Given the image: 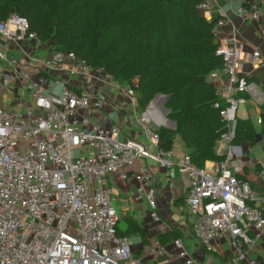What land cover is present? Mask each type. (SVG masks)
Instances as JSON below:
<instances>
[{"label":"built area","instance_id":"2783aa9c","mask_svg":"<svg viewBox=\"0 0 264 264\" xmlns=\"http://www.w3.org/2000/svg\"><path fill=\"white\" fill-rule=\"evenodd\" d=\"M236 1V14L256 22L264 40L260 2ZM210 8L209 0L198 6L207 21L213 18ZM229 23L220 18L212 31L222 66L208 78L227 76L216 88L225 103L219 114L226 131L215 147L222 160L207 169L194 166L187 154L176 158L173 149L159 148L157 133L142 121L133 87L121 86L101 69H90L72 51H52L49 57L38 58L34 50L39 42L25 18L11 13L0 22V264H151L135 258L129 239L118 234L120 217L108 183L115 174L135 182L134 200L145 199L150 217L158 221L153 175L142 163L146 160L163 170L170 187L173 172L187 178V197L176 210L195 216L193 237L206 252L216 253V241L228 238L232 250L228 264H255L248 253L260 241L264 216L251 202L264 204V197L255 199L250 184L240 178L241 151L232 142L238 107L247 101L264 104L262 90L243 66L250 62L258 69L263 60L258 49L251 53L243 49L233 29L220 37V28ZM29 43L33 45L26 49ZM13 51L20 56L10 57ZM58 72L92 78L105 90H113L118 112L140 123L155 151L134 139L120 140L119 123L108 127L93 123V117L102 116V95L51 80L49 75ZM9 86L15 89L2 105V93ZM18 95L29 97L33 105L26 106ZM136 162L141 164L135 169L131 165ZM257 174L264 178V166ZM171 248L182 264H204L180 238ZM148 253L167 251L157 244Z\"/></svg>","mask_w":264,"mask_h":264},{"label":"trees","instance_id":"16d2710c","mask_svg":"<svg viewBox=\"0 0 264 264\" xmlns=\"http://www.w3.org/2000/svg\"><path fill=\"white\" fill-rule=\"evenodd\" d=\"M203 1L0 0V22L11 13L23 17L39 43L72 51L90 69L133 87L140 114L156 94L167 95V119L175 129L154 132L159 148L171 150L179 139L192 164L203 168L206 161L222 160L215 147L226 131L219 114L225 103L208 79L222 66L212 33L220 17L207 21L198 9ZM259 121L258 132L250 119L236 118L232 144L254 143L258 133L264 140V104ZM124 221L120 236H144L133 219ZM177 238L168 235L172 242Z\"/></svg>","mask_w":264,"mask_h":264},{"label":"crops","instance_id":"0c3cea01","mask_svg":"<svg viewBox=\"0 0 264 264\" xmlns=\"http://www.w3.org/2000/svg\"><path fill=\"white\" fill-rule=\"evenodd\" d=\"M209 1L211 2L210 13L213 18H226L230 21L229 24L220 28V37L228 36L233 29L245 51L251 53L255 49L259 50L263 65L260 66V68L255 69L252 63L246 62L243 66V71L251 81L255 82L260 87L264 95V40L260 37L258 24L250 20L244 21L236 14V8L239 4L236 0ZM247 1L252 0H245V2ZM254 1L260 2V7L263 11L264 1ZM37 44L38 45H36L34 50V55L39 52H44V54L37 56L38 58H47L51 55L52 49L41 43ZM31 45L33 44L29 43V45L26 46V49L30 48ZM9 53H15L14 57L20 56V53L17 51ZM49 76L51 77V80L55 78L64 80L67 86L74 90L87 94L102 95V116L93 117L91 121L93 123H99L104 127H108L111 122L119 123L123 128L122 132L124 134V139H134L143 143L150 152L155 151V148L143 135L140 123L131 119L129 114L118 112L116 108L117 97L113 90H105L99 82L92 78L83 80L75 75H68L66 72L53 73ZM226 77L227 76L225 75H220L215 79H208L209 82L217 88L226 81ZM58 90L59 88L57 87L54 92H58ZM4 93L5 90L2 93V105H6L9 98V96L4 95ZM4 96L5 99H3ZM24 99L26 106L29 107L33 105V101L29 99V97L26 96ZM262 105L256 106L247 101L245 104L240 105L241 108L236 117L243 120L250 119L256 130L259 132V116ZM149 109L141 113L142 121L144 123L149 126L152 122L154 125L158 126V129L160 127L173 129L172 124L168 123V120L162 117L160 109L157 106L154 105L152 109ZM117 116L120 117L118 121H116ZM238 148L241 151L240 160L243 163L240 178L246 180L250 184L255 199L264 197V178H259L257 174L258 170L264 166V140L259 143H243L239 145ZM172 149L176 158L187 154V151L183 148L179 139H176ZM139 163L136 162L131 166L136 169L139 166ZM142 163H145L150 167L153 175L152 187L155 190L158 221H155L150 217V207L145 199L141 202L134 200V193L137 187L135 182L125 181L121 179L118 174L112 175L108 180L112 195L116 199L117 210L120 214L122 212V220L118 223V233H123L127 229L124 221V218L126 217L133 219L144 232L143 237L138 235L130 236L134 240L131 249L135 258L148 260L151 264H182V261L178 259L176 254L172 251V241L168 239V235L174 233L182 239L184 247L197 260L204 264H228L232 257V250L228 238L216 241V253L210 254L206 252L193 237L192 224L195 216L189 212L179 214L176 210L177 206L182 204L187 197V178L177 174L176 171L173 172L171 177L172 186L170 187L164 178L163 170L153 161L146 160ZM213 163L214 161H206L204 166L207 169H210ZM126 170V168L122 169L123 172ZM251 204L259 207L262 210V213L264 212V204H259L258 202H251ZM249 235L252 236V234ZM130 237H127L129 241ZM157 244L166 249L167 253L165 255H152L148 253V251L154 249ZM223 258L226 259L225 262L223 261ZM248 259L253 260L255 264H264V230L261 233L260 241L249 251Z\"/></svg>","mask_w":264,"mask_h":264},{"label":"rangeland","instance_id":"374dc122","mask_svg":"<svg viewBox=\"0 0 264 264\" xmlns=\"http://www.w3.org/2000/svg\"><path fill=\"white\" fill-rule=\"evenodd\" d=\"M13 54V55H12ZM44 54V52H39V53H36V56H40V55H43ZM9 56L11 57V56H15V53H10L9 54ZM16 57H18V56H16ZM15 88H12V87H7L6 89H5V93H4V95H7V96H10L11 95V93L13 92L12 90H14ZM17 89H18V87H17ZM21 90L19 89V92H20ZM160 96H158L155 100H153V102L151 103L152 105L150 106L151 108L150 109H152V107L155 105V106H157L159 109H160V113H161V115H162V117L164 116V111L167 109V110H169L167 107H166V104H167V102H168V100L166 101V97H168L167 95H162V94H159ZM155 97V96H154ZM18 98H20V99H22V100H25L24 98H22L20 95H18ZM3 99H5V96L3 97ZM240 108H241V106H239L238 107V109H237V111H236V115L238 116V113H239V111H240ZM149 109V110H150ZM145 112V111H144ZM137 117L139 118L140 116H139V114H137ZM120 117H118L117 116V118H116V121H118V119H119ZM162 120H163V118H162ZM126 133H127V131H126ZM120 140H124V134H123V132L120 134ZM119 213V212H118ZM119 217H120V220H122V212H121V214L119 213ZM130 242H131V244H133V242H134V240H133V238H131L130 237Z\"/></svg>","mask_w":264,"mask_h":264},{"label":"water","instance_id":"95a60500","mask_svg":"<svg viewBox=\"0 0 264 264\" xmlns=\"http://www.w3.org/2000/svg\"><path fill=\"white\" fill-rule=\"evenodd\" d=\"M166 2L170 1V0H165ZM158 96H160L159 94H156L155 97L153 98V100H155ZM169 99V97H166V101ZM153 100L148 104L147 108L145 110H148L151 106V103L153 102ZM169 113V110H165L164 111V118L167 119V115ZM168 120V119H167ZM168 123L172 124V130L175 129V122L168 120ZM149 127L153 130V131H157L158 130V126L154 125L152 122L149 124ZM262 141V137L261 135L258 133L255 136V143H259Z\"/></svg>","mask_w":264,"mask_h":264}]
</instances>
